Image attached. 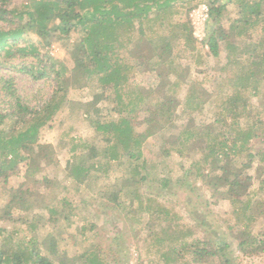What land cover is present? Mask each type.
<instances>
[{"label":"rangeland","instance_id":"1","mask_svg":"<svg viewBox=\"0 0 264 264\" xmlns=\"http://www.w3.org/2000/svg\"><path fill=\"white\" fill-rule=\"evenodd\" d=\"M8 2L9 9L18 14L29 0ZM213 2H177L166 14H151L144 22L143 37L134 30L135 26L131 29L118 24L109 39L103 41V45L109 43L107 54L119 56L123 49L130 55L131 61L122 70L129 77L123 85L127 95L122 103L129 123L121 126L128 132L129 147L138 139L136 134L144 130V119L150 114L143 103L144 94L156 86L157 81L150 72L162 61L167 68L175 69L176 76L165 97L177 106L174 127H170L165 136H180L182 140L172 147L163 146L165 136L161 135L139 142L134 149H140L141 157L136 162L128 161L122 155L126 149L121 147L117 149L121 153L117 160H106L102 154L112 145L107 146L105 140L97 136L83 111L100 107L104 119L117 123L119 116L112 110L115 104L112 100L104 101L106 94L99 91L96 83L78 90L70 89L65 96V106L74 109L59 112L39 136L41 144L54 148L57 164L42 165L29 179L23 172L9 178L8 182L0 179V246H7L9 253L23 252L26 256L33 238L53 232L62 242L66 236H72L71 240L67 238L71 245L67 251L74 264H81L82 256L88 254H94L100 261L97 263L103 264H221L217 258L199 260L185 251L198 242L220 239L228 264H264V250L247 254L238 248L239 240L245 238L244 232L264 234V216L256 217L253 204V200L264 196V191H259L264 182V83L257 96L248 95L247 87L251 83V79H247L250 71L256 78L264 75V62L259 68L242 59L237 63L227 62L225 45L219 47L217 58L208 53L204 43L212 21L205 24V36L198 38L194 35L190 14L198 5L210 6ZM224 2L220 0L216 4ZM237 13L234 5H226L219 24L227 29L232 20L239 18ZM21 23L25 25L24 17ZM263 24L264 21L255 26L236 24L230 33L233 35L230 42L237 46L243 40L258 43ZM48 26L56 27L57 21L53 20ZM0 27L7 28L4 24ZM189 32L194 39L190 45L182 38ZM164 36L171 40L168 54L159 53L155 46ZM72 39L78 40L79 35H73ZM38 40L34 29L28 26L16 47L29 50L31 45H36L43 54L45 49H41ZM47 51L58 60L65 59V52L55 40ZM18 58L4 60L0 55V80L12 78L17 95L30 107L49 100L55 83L51 78L31 79L18 68L27 69L34 63L32 56ZM141 59L146 63L142 65ZM205 95L208 101L202 102ZM233 102L247 112L239 120L240 126L237 118L230 115ZM219 115L225 122L215 123ZM207 124L213 125L212 134L190 142V129ZM223 139L227 146L236 142V149L228 150L225 162L238 171L250 164L248 174L252 179L242 185L234 202L217 200L212 195L215 178L230 175L220 169L222 164H216L210 153L213 149L225 150ZM165 151L169 154L165 155ZM71 162L75 164L69 167ZM96 162L100 165L98 170L90 169ZM82 169H87V174L78 185L70 174ZM133 169L136 172L142 169V176H146L144 181L140 175L133 176ZM160 181H165V185ZM118 188L124 191L117 197L118 203H113L110 198ZM17 190L25 193L22 200L31 205L30 210H21L19 200L5 216V206ZM77 221L83 223L82 237L75 234Z\"/></svg>","mask_w":264,"mask_h":264},{"label":"trees","instance_id":"2","mask_svg":"<svg viewBox=\"0 0 264 264\" xmlns=\"http://www.w3.org/2000/svg\"><path fill=\"white\" fill-rule=\"evenodd\" d=\"M187 1L190 0H29L23 10L17 14V12L9 9L8 0H0V24L7 26V28L0 27L1 58L9 60L30 55L34 63H30L27 69L20 67L18 69L24 71L34 81L51 78L52 82L55 83L54 91L49 100L43 101L35 107H30L17 95L12 78L0 80V97L2 98L0 99V179L8 182L9 178L18 177L20 172H23L24 177L29 179L31 175L40 171L42 165L57 164L54 148L50 144L39 142L41 130L59 112L74 109L71 106H65V96L70 89L78 90L89 87L88 85L93 83L98 85L99 91L106 94L104 101L112 100L116 106L112 110L119 116L117 123H115L103 118L100 107H96L92 111H83L84 116L94 126L97 136L104 139L107 146L112 145L111 148L103 152L102 157L104 159L117 160L116 158L121 155L117 149L121 147L126 149L122 155L126 156L128 161L136 162L141 157V151L139 148L138 150L134 148L140 141L143 143L147 139L165 136L169 128L174 127L173 118L177 110L176 105L165 100L168 95L167 89L173 78L176 77L175 69L167 68L164 65L165 62L162 61L158 68L151 70V77L157 81V84L144 94L143 99L144 106L150 110V114L144 119L143 132L136 134L138 139L134 141L135 144L132 147H129L127 143L128 132H124L121 126L129 123L127 115L122 110V103L127 95L123 85L129 77L125 76L122 70L126 69L130 55L123 49L119 51V56L118 54L114 56L107 54L106 52L110 50L108 48L109 43L103 45V41L109 39L112 29L118 24H124L131 29L135 26L134 30L143 37L144 22L151 14L156 16L166 14L177 2L186 3ZM214 1L209 6V20L212 21V24L211 26L208 24L210 32L204 43L208 48V53L213 58H217L219 47L225 45L223 47L227 52V62L237 63L242 59L251 63V66L261 67L264 62V24L261 27V39L256 44L243 40L237 46L230 42L233 38L230 33L238 23H242V26H255L264 21V0H224L225 2L219 5L216 4V1L219 2L220 0ZM228 4L235 6L239 18L232 20L231 25L225 29L219 22L222 12ZM23 17L26 19L25 25L21 23ZM53 20L57 21V26L49 28L48 25ZM28 26L30 29H34V33L39 39L38 43H41V49H45L43 54L40 53V49L36 45H31L29 50L27 47H16L18 41L26 33ZM75 34L79 35L78 40L72 39ZM182 38L188 45H190L189 42H194L190 32ZM53 40L59 43L65 52L64 60L54 58L47 51ZM170 41L168 36L161 37L155 45L159 53L168 54L171 51ZM14 48L17 49L14 50ZM234 52L236 58H234ZM145 63L146 61L141 59V64ZM2 64L5 65L6 62ZM247 79H251V83L248 84L249 86L247 85L249 88L248 95H259L260 87L264 83V75L256 78L254 72L250 71ZM59 93L62 94L60 98L57 97ZM111 95L114 96L113 99ZM193 97L197 98L195 94ZM6 99L9 100L7 103L4 102ZM207 101V95L202 97V102ZM231 105L230 115L237 118L236 123L239 124V120L245 117L247 112L245 109H241L239 104L236 105V102ZM215 121V123L221 124L225 122V119L220 116ZM212 128V124L192 127L190 129L192 137L190 142L207 138L212 134ZM163 139V146L167 144L171 147L182 140L180 136H165ZM222 142L224 151L216 152L213 149L210 150V153L216 164H222L220 169L230 172V175L215 178L212 195L217 200L234 202L242 185L252 179L248 174L250 164L247 163L242 171L233 169L225 161L229 157L228 150L236 149V142H232L229 146H227L225 139ZM164 153L165 155L169 154L167 151ZM73 163L71 162L68 166H73L75 164ZM80 164L83 163L80 162ZM81 165L79 168H82ZM98 166H100L98 162L92 163L90 169L98 170ZM141 170L136 172L133 169L132 174L134 177L140 175L141 181H144L146 176H142ZM86 174L87 169H82L76 174H70V176L76 182H83ZM160 183L164 186L166 182L160 181ZM262 185L264 186V182L259 186V191H264ZM123 191V188H118L112 193L110 199L113 203H118L117 197ZM23 194L25 193L20 190L12 193L5 206V216L9 215L19 200L21 210H30L31 205L25 204V201L22 200ZM253 204L257 211L256 217L262 219L261 216H264V196L259 200H253ZM244 233L245 238L238 242V248L241 252L257 254L264 250V234ZM31 241L32 244H28L30 247L26 256L23 252L9 253L7 246L1 245L0 264H74L59 248L57 240L52 234L47 233L42 239L33 238ZM247 246L249 247L248 250H246ZM42 250L47 254H42ZM185 251L199 260L217 258L221 264H228L220 239L198 242L190 248L186 247ZM82 260L84 261L81 264H103L102 262L97 263L100 261L94 254L84 255Z\"/></svg>","mask_w":264,"mask_h":264},{"label":"built area","instance_id":"3","mask_svg":"<svg viewBox=\"0 0 264 264\" xmlns=\"http://www.w3.org/2000/svg\"><path fill=\"white\" fill-rule=\"evenodd\" d=\"M209 6L207 4L198 5L190 14L191 24L196 31L195 37H204L205 24L209 20Z\"/></svg>","mask_w":264,"mask_h":264},{"label":"crops","instance_id":"4","mask_svg":"<svg viewBox=\"0 0 264 264\" xmlns=\"http://www.w3.org/2000/svg\"><path fill=\"white\" fill-rule=\"evenodd\" d=\"M75 182H76V180H75ZM76 183H78V185H81L82 184V182H76ZM53 222H56L54 219L52 220ZM58 221V220H57ZM73 223V222H72ZM72 223H69V225L71 226L72 225ZM66 227V226H65ZM84 231H83V223L82 222H76V227H75V234L76 235H78L79 237H82V233H83ZM50 234H52L53 235V237L57 240V244H58V246H59V248H61L64 252H65V254L67 255V257L69 256L68 255V251H67V249H68V247H70L71 245L69 244V241L68 240H71L72 239V236H66L67 238H68V240H67V238H65V242H62V241H60L59 239L60 238H58L59 236H56L55 234H53V232H49ZM43 238V237H42ZM42 238H38V240H40V239H42ZM70 238V239H69ZM35 239V238H34ZM84 239V238H83ZM60 241V242H59ZM62 245V246H61ZM64 246V247H63ZM66 250V251H65ZM41 253L42 254H47L45 251H41ZM93 253V252H92ZM70 257V256H69ZM68 257V258H69ZM71 259V258H70Z\"/></svg>","mask_w":264,"mask_h":264}]
</instances>
